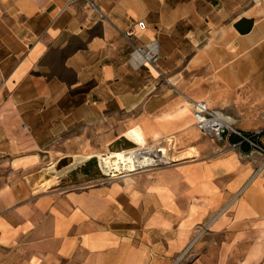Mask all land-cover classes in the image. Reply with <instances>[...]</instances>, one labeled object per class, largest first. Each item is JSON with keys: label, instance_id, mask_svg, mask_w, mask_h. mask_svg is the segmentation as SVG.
Listing matches in <instances>:
<instances>
[{"label": "crops", "instance_id": "0c3cea01", "mask_svg": "<svg viewBox=\"0 0 264 264\" xmlns=\"http://www.w3.org/2000/svg\"><path fill=\"white\" fill-rule=\"evenodd\" d=\"M137 20L142 42L157 37L155 70L128 63ZM194 100L264 147V0H0V264H168L197 226L191 264H264L252 146L37 189L95 148L170 139L203 153Z\"/></svg>", "mask_w": 264, "mask_h": 264}, {"label": "built area", "instance_id": "2783aa9c", "mask_svg": "<svg viewBox=\"0 0 264 264\" xmlns=\"http://www.w3.org/2000/svg\"><path fill=\"white\" fill-rule=\"evenodd\" d=\"M72 0H68V3ZM145 28V24L141 20L133 21L124 31L125 37L130 43V51L128 55V63L134 68L156 69L160 59L159 46L157 37H152L146 42H142L138 33ZM192 117L194 126L205 136L212 138L217 142H223L228 135L234 134L241 138L231 146L240 145L242 141L248 143L253 148L262 153V158L257 164L254 175L264 172V147L259 144L257 137L253 135H245L234 127L231 118L219 109H214L208 106L205 100L192 101ZM173 146V141L153 140L148 143L138 145L134 143V147L121 151L122 161L134 163L133 169L102 171L104 177L103 182H108L111 179L138 170L153 168L156 166L169 164V150ZM107 153H103L102 156ZM101 164V161H100ZM102 166V165H101ZM103 168V167H102Z\"/></svg>", "mask_w": 264, "mask_h": 264}, {"label": "rangeland", "instance_id": "374dc122", "mask_svg": "<svg viewBox=\"0 0 264 264\" xmlns=\"http://www.w3.org/2000/svg\"><path fill=\"white\" fill-rule=\"evenodd\" d=\"M152 72L156 74L155 71L152 70ZM97 133L98 132L96 131L95 134L97 135ZM195 140L197 142L200 141L204 143L202 145L204 148L203 153H201L198 150V148L194 149L193 147L191 148L175 147L174 142H173V146L170 147V150H169V156L171 159L169 163L170 166L176 165L180 162L194 161L196 159L209 161L210 159L214 158L216 155L224 154L230 149H235L234 146L227 145L226 143H220L215 140L206 138L204 136H201V138L195 139ZM133 147H134V143L133 144H123V145L117 144V145H112V146H108L105 148H95L94 151H91V152H94L96 155L86 159L82 163L78 161L80 159H76L73 156V158L69 160H63L62 162L58 163L56 166L54 165L49 166L45 164V167L49 166L47 168V171L49 174L47 177L49 179H46L45 181H43L37 187V189L48 187L55 181H58L61 178V176H63L64 174H67L69 176L68 184H64L66 188L80 187L81 185H83L84 181L86 182L87 180H91L92 178L93 179L100 178L101 179L100 181L103 182V179H104V177L102 176L103 168L100 164L99 156L100 155L102 156L103 153H111L117 156L121 154L122 150L130 149ZM84 153H86V151ZM164 165H168V164H164ZM160 166H163V165H160ZM160 166H156V167H160ZM76 171L80 173L81 172L85 173L86 175L79 178V176L74 175ZM81 179H85V180H81ZM198 230H199L198 226L192 228L190 243L183 251L175 255L172 261H170L168 264H191V258H190L191 245L193 243V240L198 235V232H199Z\"/></svg>", "mask_w": 264, "mask_h": 264}, {"label": "bare ground", "instance_id": "6f19581e", "mask_svg": "<svg viewBox=\"0 0 264 264\" xmlns=\"http://www.w3.org/2000/svg\"><path fill=\"white\" fill-rule=\"evenodd\" d=\"M100 157V161H101V165L103 167V170L105 171H115V170H125V169H133L134 167V163H131V161L129 162H123L122 161V156L120 155H113L111 153H107L104 156H99ZM98 157V158H99ZM58 173V172H57ZM56 173V174H57Z\"/></svg>", "mask_w": 264, "mask_h": 264}, {"label": "trees", "instance_id": "16d2710c", "mask_svg": "<svg viewBox=\"0 0 264 264\" xmlns=\"http://www.w3.org/2000/svg\"><path fill=\"white\" fill-rule=\"evenodd\" d=\"M245 135H250V136H252L253 135V133L251 132H243ZM230 135H232V134H230ZM259 135V133L258 134H254V136L255 137H257ZM234 142H236V141H241V138L240 137H236L235 139H232ZM244 145H247V146H249L250 147V145L248 144V143H246V142H244V141H242L241 143H240V146H242V148H243V150H248V147H245Z\"/></svg>", "mask_w": 264, "mask_h": 264}]
</instances>
